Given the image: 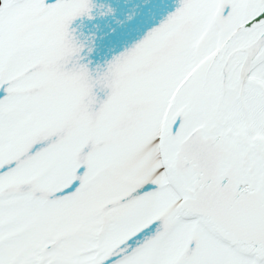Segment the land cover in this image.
I'll return each instance as SVG.
<instances>
[{"label": "snow or ice", "instance_id": "obj_1", "mask_svg": "<svg viewBox=\"0 0 264 264\" xmlns=\"http://www.w3.org/2000/svg\"><path fill=\"white\" fill-rule=\"evenodd\" d=\"M0 264H264V0H0Z\"/></svg>", "mask_w": 264, "mask_h": 264}]
</instances>
